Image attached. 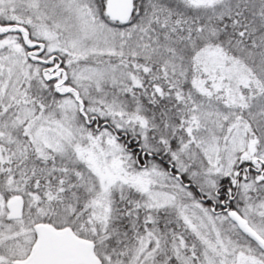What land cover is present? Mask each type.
Masks as SVG:
<instances>
[{"label": "snow or ice", "instance_id": "obj_1", "mask_svg": "<svg viewBox=\"0 0 264 264\" xmlns=\"http://www.w3.org/2000/svg\"><path fill=\"white\" fill-rule=\"evenodd\" d=\"M0 264H264V0H0Z\"/></svg>", "mask_w": 264, "mask_h": 264}]
</instances>
